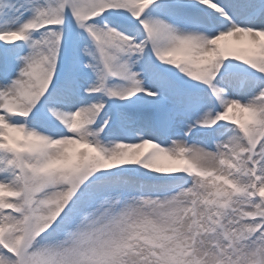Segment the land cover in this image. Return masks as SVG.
<instances>
[{"label":"snow or ice","instance_id":"obj_1","mask_svg":"<svg viewBox=\"0 0 264 264\" xmlns=\"http://www.w3.org/2000/svg\"><path fill=\"white\" fill-rule=\"evenodd\" d=\"M0 264H264V0H0Z\"/></svg>","mask_w":264,"mask_h":264}]
</instances>
